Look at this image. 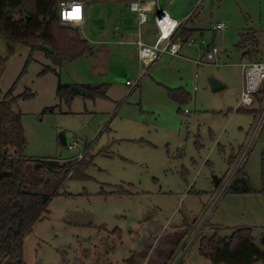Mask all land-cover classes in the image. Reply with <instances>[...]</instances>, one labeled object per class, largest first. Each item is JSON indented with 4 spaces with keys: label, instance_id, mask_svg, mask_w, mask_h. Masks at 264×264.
<instances>
[{
    "label": "rangeland",
    "instance_id": "obj_1",
    "mask_svg": "<svg viewBox=\"0 0 264 264\" xmlns=\"http://www.w3.org/2000/svg\"><path fill=\"white\" fill-rule=\"evenodd\" d=\"M196 1L174 0L170 11ZM85 2L90 4L77 29L92 54L60 66L39 53L28 61L27 48L17 45L8 54L0 36L5 60L0 89L6 94L13 88L12 97L33 94L12 104L21 114L24 156L72 166L63 179L45 170L29 175L42 182L36 192L49 200L46 213L23 239L25 264H127L131 256L135 264H212L201 255L202 246L217 239L216 231L225 240L240 229H250L260 246L264 86L250 107H240L238 66L245 53L238 48L241 34L260 26V0H204L194 6L192 21L203 37L194 34L191 48L202 49L203 40L222 49L220 66L195 65L187 48L184 58L164 56L145 75L124 46L94 44L108 24L104 33L111 39L114 20L106 22L105 14L123 8L125 1ZM219 23L225 29L212 32ZM126 33L124 38L137 39V31L132 38ZM261 40L257 45L264 46ZM47 67L52 71L44 73ZM210 78L223 88L213 92ZM126 81L139 85L128 94ZM59 84L104 85L106 98L65 101L58 97ZM177 89L188 93L183 104L170 96ZM60 132L67 144L77 143L75 150L60 145ZM238 171L251 191L222 192Z\"/></svg>",
    "mask_w": 264,
    "mask_h": 264
},
{
    "label": "trees",
    "instance_id": "obj_2",
    "mask_svg": "<svg viewBox=\"0 0 264 264\" xmlns=\"http://www.w3.org/2000/svg\"><path fill=\"white\" fill-rule=\"evenodd\" d=\"M64 2L0 0V36L6 41L7 53L11 54L19 45L30 51L28 61L39 53L54 66L92 54L88 42L77 28L60 24V4ZM189 34L183 31L184 36ZM244 45L242 40L238 48L243 49ZM4 62L0 57V70ZM49 71L52 69L47 67L43 72ZM12 90L4 94L0 89V264H25L23 239L46 213L49 200L48 196L36 192L42 182L39 179L31 181L29 175L45 170L63 179L72 166L55 161H34L24 156L26 142L21 114L14 112L12 104L18 98H32L33 94L26 92L20 97H12ZM106 91L104 85L59 84L57 87L58 97L65 101L74 97L92 100L106 98ZM170 92L171 98L179 104L188 98V93L183 89ZM240 173H236L225 192L247 194L251 191L247 178ZM217 232V239L208 243L209 247L202 246L201 249V255L209 258L212 264H264V236L260 246H257L250 229H240L225 240Z\"/></svg>",
    "mask_w": 264,
    "mask_h": 264
},
{
    "label": "built area",
    "instance_id": "obj_3",
    "mask_svg": "<svg viewBox=\"0 0 264 264\" xmlns=\"http://www.w3.org/2000/svg\"><path fill=\"white\" fill-rule=\"evenodd\" d=\"M204 0H197L196 5ZM80 2H64L60 4V24L62 26H71L74 28H81L83 21V7H81V14L79 18L68 19L67 13L72 11L75 7L81 6ZM155 3L147 2L141 3L134 1L129 3L128 9L131 13L136 15L137 26L140 27L147 21L148 15L153 12ZM190 15L188 19L191 17ZM188 19L178 21L172 18L165 10L158 9L154 12L153 22L157 31L155 41L152 44H145L140 39L139 30L136 33L135 47L137 51V60L142 67V74L148 73L151 67L156 65L164 56L176 57L179 55L183 47H192L195 45L192 39L181 40L179 38L180 31L184 27ZM225 29V24L219 23L211 27L212 32H217ZM133 37L132 33L128 34ZM199 47L204 51L203 61H195L196 65L213 64L219 66L217 56L219 49L213 45H205L203 41L199 43ZM246 60L241 64L242 72V89L239 98L240 107H250L257 93L261 91L264 86V48L250 47L246 50ZM139 85V81L131 83L126 81V86L130 87V94ZM184 113H187L185 110ZM68 150L73 151L77 147V143L72 141L67 144ZM81 158V157H79ZM233 176L230 175L221 187L224 192L228 185L232 182Z\"/></svg>",
    "mask_w": 264,
    "mask_h": 264
},
{
    "label": "crops",
    "instance_id": "obj_4",
    "mask_svg": "<svg viewBox=\"0 0 264 264\" xmlns=\"http://www.w3.org/2000/svg\"><path fill=\"white\" fill-rule=\"evenodd\" d=\"M97 1L98 0H94V4L97 5L98 4ZM123 1H125L123 8L127 11V13L123 12L122 11L123 8L120 7V8H115V9L111 8L105 14L106 22L109 19H111V18H112V20H114L113 23L111 22L112 23L111 24V30H110V34H111L110 38L111 39L106 38L108 35H107V33H104V32L107 31V29L109 27L108 26L109 24H108V25H105L104 27H102V29L98 31L99 32V36L101 37V39L94 41V44L95 45H99V44L109 43V44H113V45H116V46H124L126 48V51H124V52L127 53V54H132L133 56L135 54L136 60H137V51H136V47H135V43H134L135 40L124 38V35H125L126 32L129 34L131 32H135V31L139 30L140 39L145 44H152L155 41V38H156V35H157V31H156V28H155V25H154V22H153V16H154V12L156 10H158V9L165 10V11H167L169 13V15L172 18H174V19H176L178 21H184V20L188 19V17L192 14L194 6H196V3H195V5L194 4H192V5L188 4L182 9V11L171 12L170 11V7L172 6V3H173L174 0H123ZM134 1H139L142 4L143 3H147V2H154L155 3L153 12H151L148 15L147 21L143 25L138 27V29H137L136 15L131 13L129 11V9H128L129 3L134 2ZM66 2H80L82 4V7H83V20H84V15L87 12L88 5L90 4V2H85V0H72V1H66ZM260 2H261V14H260V17H259V25L260 26L259 27L255 26L248 33L241 34L242 40L245 43V45L243 47V49H245V53H243L241 62L238 64V66L240 68H241V64L247 58L246 50L248 48H250V47L264 48V46L257 45L258 41L260 42V41H262L261 38H264V37H262V33H261L262 31H264V0H260ZM193 16H194V14H192V16L185 23L184 29L180 31L179 38L181 40L191 39L194 34L199 36L200 39L203 37L202 30L197 28L196 26H194V22L192 21V17ZM101 23H103V22H101ZM82 27H83V21H82ZM184 30H185V32L188 31V33H190V34L188 36L187 35L184 36L183 35V31ZM201 41H203V40H201ZM185 49L189 50V54L191 56H192V53H193L195 58L188 57L189 59H191V61L193 63L195 61H203V57H204L203 49H194V48H191V47H183L181 49L179 55L176 56V57H172V58H178V57L179 58H184L185 55L183 54V51ZM219 51L220 52H219L218 56L216 57L217 58V62L219 61V57H222V55L224 53L222 51V49H219ZM94 52H95V49H94ZM197 55L199 57H196ZM168 57H170V56H168ZM204 65H206V64H204ZM208 65H213V64H208ZM223 65L226 66L225 63H223ZM197 66H201V65H197ZM184 91L186 92V90H184ZM217 182H218V184H217ZM213 183H214L215 187H218V185L220 183V180L215 177L214 180H213Z\"/></svg>",
    "mask_w": 264,
    "mask_h": 264
},
{
    "label": "water",
    "instance_id": "obj_5",
    "mask_svg": "<svg viewBox=\"0 0 264 264\" xmlns=\"http://www.w3.org/2000/svg\"><path fill=\"white\" fill-rule=\"evenodd\" d=\"M208 84H209L210 89L213 92L223 88V85H221L218 81H216L215 79H212V78L208 79ZM58 141H59L61 146L67 145L66 136H65L64 132H60L58 134ZM217 184H218V182H217ZM133 260H134V258H133V256H131L128 259H126V263L127 264H135Z\"/></svg>",
    "mask_w": 264,
    "mask_h": 264
},
{
    "label": "clouds",
    "instance_id": "obj_6",
    "mask_svg": "<svg viewBox=\"0 0 264 264\" xmlns=\"http://www.w3.org/2000/svg\"><path fill=\"white\" fill-rule=\"evenodd\" d=\"M81 6H78L79 12L77 13L76 8H74L71 12V16H67L68 19H74V17L78 14L80 16L81 14Z\"/></svg>",
    "mask_w": 264,
    "mask_h": 264
},
{
    "label": "snow or ice",
    "instance_id": "obj_7",
    "mask_svg": "<svg viewBox=\"0 0 264 264\" xmlns=\"http://www.w3.org/2000/svg\"><path fill=\"white\" fill-rule=\"evenodd\" d=\"M75 8H76V11H77V13H78V12H79L78 7H75ZM71 12H72V11H70V12L67 13L66 15H67V16H71ZM74 18H77V19H78V18H79V15L77 14Z\"/></svg>",
    "mask_w": 264,
    "mask_h": 264
}]
</instances>
